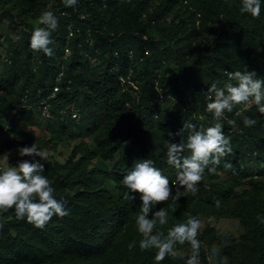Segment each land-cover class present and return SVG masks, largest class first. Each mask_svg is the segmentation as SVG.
<instances>
[{"label": "trees", "instance_id": "obj_1", "mask_svg": "<svg viewBox=\"0 0 264 264\" xmlns=\"http://www.w3.org/2000/svg\"><path fill=\"white\" fill-rule=\"evenodd\" d=\"M241 6L242 0H78L75 7H66L64 0H0V47L5 51L0 53V130L25 120L27 109L11 114L23 97L38 113L36 103L50 94L62 64L72 83L56 96L55 117L44 120L51 139L67 142L66 133L82 137L64 162L25 156L44 165L54 197L69 214L54 216L38 229L18 220L14 209L0 212V264H186L187 243L177 246L184 259L158 262L156 249H139L135 220L141 201L139 194L134 201L124 199L128 190L122 180L143 159H151L173 186L172 197L153 209L168 212V223L158 225V231L167 234L193 216L202 222L201 264H211L213 245L222 247L228 264H264V223L257 219L264 217V115L254 105L243 115L236 114L237 108L216 121L206 110L207 88L229 82L226 71H254L264 79V0L258 18L242 14ZM45 11L59 22L51 36V57L30 48ZM131 68L137 89L119 80ZM67 104H74L77 119L60 115L58 106ZM244 116L255 125L245 126ZM217 122L230 138L232 153L214 172L206 170L195 194L180 188L177 201V170L168 164L165 140L179 143L181 137L168 133L185 123L203 131ZM187 135L185 130V143ZM34 143L38 149L45 146L32 137L8 140L0 145V155ZM220 217L237 219L241 234L218 232L211 222Z\"/></svg>", "mask_w": 264, "mask_h": 264}, {"label": "clouds", "instance_id": "obj_2", "mask_svg": "<svg viewBox=\"0 0 264 264\" xmlns=\"http://www.w3.org/2000/svg\"><path fill=\"white\" fill-rule=\"evenodd\" d=\"M77 3L78 0H64L66 7H75ZM240 12L258 18L261 13V0H242ZM38 22L42 26L36 27L32 32L30 48L51 57L53 50L49 45L53 43L52 33L59 26L58 19L52 11H45L40 15ZM225 75L229 82H225L222 87L213 82L207 88L206 95L210 102L207 103L206 110L212 113L213 118L221 121L226 112L232 113L237 108L236 114L243 115L254 105L259 114L264 115V79L258 78L254 71H226ZM228 123L234 124L235 121L229 120ZM243 123L251 127L255 125L256 120L244 116ZM185 130L188 131L186 143L183 142ZM168 136L181 137L179 143H174L171 139L165 140L168 164L177 170L174 197L177 201L182 195L180 188L195 194L206 170L214 172L215 166L232 153L230 138L225 136L219 122L203 131L196 130L194 124L185 123L177 133H168ZM186 152L189 154L186 155ZM18 153L21 157H39L43 161L47 159L46 153L38 149L35 143L19 148ZM0 159L7 161L8 154L0 156ZM225 167H231V164L226 163ZM43 173L44 165L37 160H21L16 166L6 163L5 167L0 169V212L14 209L18 220L26 219L38 229H43L54 216H67L69 213L64 204L54 197L52 182ZM122 183L128 190L124 199L134 201V194H139L141 201L135 220L141 236L139 249H156L155 259L158 262L166 257L184 259L186 254L179 251L177 246L187 243L191 252L187 255L186 264H201V241L198 236L202 222L199 219L189 216L185 223L170 227L167 234L157 230L158 225L162 227L168 223V212L164 208L156 211L153 209L172 197L173 186L161 170L154 166L153 161H137L123 177ZM257 219L264 223V217L257 216ZM135 243L128 245L130 251L135 247ZM221 252V246L211 247V264H228L227 257H222Z\"/></svg>", "mask_w": 264, "mask_h": 264}, {"label": "rangeland", "instance_id": "obj_3", "mask_svg": "<svg viewBox=\"0 0 264 264\" xmlns=\"http://www.w3.org/2000/svg\"><path fill=\"white\" fill-rule=\"evenodd\" d=\"M7 27V24H5ZM0 53L5 55V51L0 47ZM178 103L175 101L173 106L176 107ZM25 112V120L23 122H8L0 130V145L11 139H17L19 141L28 140L32 137V140L36 143L39 141L42 142L45 146L41 147L40 150L44 151L47 155L46 160H57L59 162H64L65 159L69 156L71 149L77 145L82 139L81 136L72 137L70 134L66 133L69 136L67 142H61L57 139H51L53 132L48 128L46 120H44L38 113L35 111ZM10 119V116H8ZM6 119L8 121L9 119ZM9 128H13V132H8ZM83 130L80 131L82 133ZM14 137V138H13ZM87 140V139H86ZM89 141V140H88ZM18 148L4 149L0 156H3L5 153L8 154V160L4 161L0 159V163L5 167L6 163L12 166H16L21 160H27V157H21L18 153ZM113 162L110 161V164ZM224 179V175L221 177ZM218 232L229 231L235 237H238L242 228L237 219L229 217H220L215 221L211 222Z\"/></svg>", "mask_w": 264, "mask_h": 264}, {"label": "built area", "instance_id": "obj_4", "mask_svg": "<svg viewBox=\"0 0 264 264\" xmlns=\"http://www.w3.org/2000/svg\"><path fill=\"white\" fill-rule=\"evenodd\" d=\"M64 14H65V12H64ZM73 34H74V28L70 24L68 26V36L71 37ZM88 44H89V47H92L93 41L88 40ZM84 54L90 60H93V61L95 60L94 58H91V56L87 52H85ZM67 55H68V50L66 51V54L63 58H65ZM128 55H129L130 59H132L134 56L132 51H129ZM61 60L62 59L59 60L60 63H61ZM132 73H133V69L131 68L127 74V77L120 76L119 80L126 87L131 86V87H133V89H137L135 82L130 78ZM71 83H72L71 79H65L63 65L61 64V68H60L58 74L55 76L54 83L52 85V90H51L50 94L46 95L45 97H42L36 103V109L38 110V114L43 119H53L55 117V115L52 113V107L54 105H58V104L54 103L56 96H57L58 92L63 89V87L66 89H69ZM156 90H158L157 93H158L160 99H163V94L161 93V91L158 87V84H156ZM31 107H32V105L28 104V99L26 97H23L21 99L20 103H18L15 106V108L13 109L12 114L17 113V112L24 110V109H30ZM58 111H59L60 115H62V117H69L71 119H77L79 117V112L74 107V104H67V105H64L61 107L58 106ZM3 167L4 166L0 163V169H2Z\"/></svg>", "mask_w": 264, "mask_h": 264}]
</instances>
